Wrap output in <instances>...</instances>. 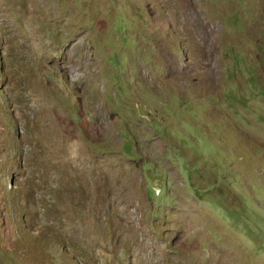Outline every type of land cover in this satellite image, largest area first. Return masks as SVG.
Listing matches in <instances>:
<instances>
[{"label": "rangeland", "instance_id": "1", "mask_svg": "<svg viewBox=\"0 0 264 264\" xmlns=\"http://www.w3.org/2000/svg\"><path fill=\"white\" fill-rule=\"evenodd\" d=\"M0 264H264V0H0Z\"/></svg>", "mask_w": 264, "mask_h": 264}, {"label": "bare ground", "instance_id": "2", "mask_svg": "<svg viewBox=\"0 0 264 264\" xmlns=\"http://www.w3.org/2000/svg\"><path fill=\"white\" fill-rule=\"evenodd\" d=\"M102 190H103V189H102ZM118 190H119V189H118ZM107 191H108V190H107ZM108 192H109V191H108ZM100 194H101V193H100ZM115 194H116V193H115ZM103 196H104V195H103ZM110 196H111V195H110ZM112 196H114V195H112ZM120 198H121V197H120ZM108 199H109V198H108ZM127 199H128V198H127ZM112 200H113V199H112ZM112 200H111V201H112ZM117 200H118V199H117ZM117 200H116V201H117ZM114 201H115V199H114ZM125 201H126V200H125ZM115 203H116V202H115ZM118 205H119V204H118ZM116 208H117V206H116ZM118 208H119V207H118ZM127 210H128V209H127ZM127 218H128V217H127Z\"/></svg>", "mask_w": 264, "mask_h": 264}]
</instances>
